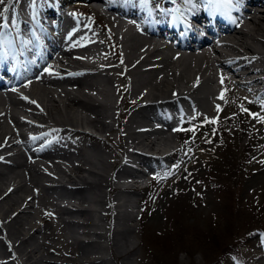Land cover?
I'll return each instance as SVG.
<instances>
[{"label":"bare ground","instance_id":"obj_1","mask_svg":"<svg viewBox=\"0 0 264 264\" xmlns=\"http://www.w3.org/2000/svg\"><path fill=\"white\" fill-rule=\"evenodd\" d=\"M119 3L98 10L113 28L108 31L112 47L100 50L101 42L77 27L53 47L60 56L51 69L61 72L60 76L48 77L36 87L29 84L26 94L12 102L14 108L5 107L0 113V264H131L138 245L132 236L137 230L130 223L136 216L130 208L137 205L133 194L144 177L139 169L141 165L153 169L152 161L163 158L157 152L179 141L157 125L163 122L168 108L190 111L194 117L211 115L219 106L212 98L214 70L221 71L223 82L238 77L240 82L234 83L239 82L246 92L262 81L264 12L237 32L233 23L244 17L227 21L223 25L225 35L219 40L225 51H213V47L212 53H188L181 46L161 44V37L154 42L155 33L142 35L133 26L119 32L117 27L127 28L121 25V16L129 13ZM5 18L10 23L13 20L12 16ZM168 29L174 37V28ZM234 32L238 35L232 36ZM214 52L219 59L212 57ZM262 92L264 96V85ZM121 101L127 104V119L118 125L115 120L123 106ZM41 124L57 132L45 143L51 151L42 156L43 160L24 162L19 148L22 144L30 148V141L44 136L30 134L33 126ZM87 128L108 138L116 131L120 156L104 157L100 153L104 143ZM204 135V131L194 135L190 143L194 150L185 156L191 165L182 164L181 171L192 173L194 158H202L208 150L211 142ZM179 148L164 158L175 159ZM34 150L45 152L44 147ZM56 157L65 163L56 162ZM51 167L64 177H56ZM53 218L68 226L71 233L68 248L62 251L48 243L51 231H56ZM78 233L87 238H80ZM253 261L255 258L250 257L246 264Z\"/></svg>","mask_w":264,"mask_h":264},{"label":"rangeland","instance_id":"obj_2","mask_svg":"<svg viewBox=\"0 0 264 264\" xmlns=\"http://www.w3.org/2000/svg\"><path fill=\"white\" fill-rule=\"evenodd\" d=\"M79 5L74 8L84 11V5ZM251 121L247 119V124ZM223 126L211 127L212 133L219 137ZM231 126L223 128L227 144L219 141L221 147L214 153L207 150L209 163L197 167V178L188 177L187 172L174 184L160 188V181H155L149 190L139 192L136 199L133 195L143 212L141 215L139 203L132 208V213L139 215L130 221L137 230L132 236L138 245L131 264H222L223 261V264H231L235 253L253 254L245 252L255 248L253 241H249L252 244L245 242L256 230H260L264 239V163L254 165L256 163L249 160L257 152V145L254 141L247 145V133ZM257 137L263 140L264 132ZM107 144L112 146V142L107 141ZM115 149L112 151L119 153ZM102 151L105 157L107 152ZM178 161H182V157ZM175 171L165 174L173 175ZM52 173L63 177L55 168ZM142 197L146 208L144 200L140 201ZM59 222L55 221L56 231H51L48 243L62 251L68 248L71 233L68 226ZM77 236L87 238L81 233Z\"/></svg>","mask_w":264,"mask_h":264},{"label":"snow or ice","instance_id":"obj_3","mask_svg":"<svg viewBox=\"0 0 264 264\" xmlns=\"http://www.w3.org/2000/svg\"><path fill=\"white\" fill-rule=\"evenodd\" d=\"M36 0H32L33 5L35 4ZM125 4H129V3H133V0H124ZM186 2L191 3V0H186ZM6 0H0V5H5ZM140 3L142 5H147L149 3V0H140ZM241 3V0H235V3L233 2V0H208V5L212 6L215 5L217 7L219 6H227V7H238ZM4 11H6V9L4 10H0V20H3V23H0V29H5L9 27V22L8 20L5 18L4 16ZM12 24H15V20L13 19L11 21ZM24 43H28V41H24ZM5 44L8 45V49L10 50H6L5 49ZM9 56H13L14 57V40H9L6 38L5 34L0 31V60H7V58ZM45 71H48V69H45ZM221 83H223V77H221ZM221 99H223V93H221ZM25 99H27L25 97ZM33 103H35V101H32ZM261 107L264 108V100H262L261 102ZM218 110H219V106H217ZM242 110L243 106H242ZM251 115H253V117H258L259 120L264 123V116H260L258 113H251ZM208 123H215L214 120L212 121H207ZM192 130V129H190Z\"/></svg>","mask_w":264,"mask_h":264}]
</instances>
